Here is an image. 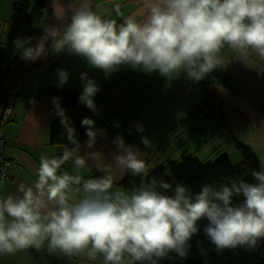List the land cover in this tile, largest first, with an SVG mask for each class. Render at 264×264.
<instances>
[{
    "label": "clouds",
    "instance_id": "clouds-1",
    "mask_svg": "<svg viewBox=\"0 0 264 264\" xmlns=\"http://www.w3.org/2000/svg\"><path fill=\"white\" fill-rule=\"evenodd\" d=\"M143 4L142 21L129 17L117 27L114 20L93 11L90 0L69 3L70 16L61 5L58 12L54 0V15L63 27H46L35 46L32 37L16 38L13 44L26 61L46 56L50 47L53 54L67 50L78 55L106 75L124 65L158 71L167 78L183 72L198 83L221 67L225 46L241 56L251 51L264 59V0H143ZM57 75L63 86L67 71L59 69ZM81 80L79 102L95 111L94 97L100 89L86 72ZM52 103L74 147L66 146L60 156L42 155L34 185L21 183L20 195L0 199V256L28 248L40 251L47 244L49 253L58 250L69 257L86 253L90 260L102 257L103 264H157L169 253L186 258L189 241L204 219L208 221L204 232L218 252L252 248L264 238V168L251 171L254 182L233 179L230 186L206 184L195 194L184 185L172 188L154 177L130 194L112 192L110 166L102 168L105 175L87 180L60 171L69 160L80 169L87 165L85 156L98 160L102 154H80V142L68 125L60 97H53ZM82 126H87L86 147L92 149L98 134L95 122L85 118ZM137 131L144 129L137 125ZM141 141L146 148L152 147L148 137L142 136ZM113 143L119 149L113 158L118 168L134 177L148 175L136 146L126 145L119 136ZM74 185L85 193L76 202L68 194ZM158 188L171 190L172 195ZM234 197L243 199L237 203Z\"/></svg>",
    "mask_w": 264,
    "mask_h": 264
},
{
    "label": "crops",
    "instance_id": "crops-1",
    "mask_svg": "<svg viewBox=\"0 0 264 264\" xmlns=\"http://www.w3.org/2000/svg\"><path fill=\"white\" fill-rule=\"evenodd\" d=\"M46 1L47 6L40 11L42 14L33 17L35 39L32 46H35L37 40L44 34L46 27L52 25L63 27L55 18L54 0ZM55 2L58 12L62 11L61 5L70 16V11H67L68 4L82 3L84 0H55ZM90 5L92 10L103 18L114 20L117 27L129 17L139 22L146 15L143 0H90ZM17 35V30L13 31L14 38L5 40H9L6 50L1 48L4 45V33L0 37V71L2 72H5L8 61L19 51L13 44ZM25 37L27 33L23 32L22 38ZM50 44L51 39L48 41L49 46ZM220 55L223 64L220 68H216L221 74L215 87V94L220 100L217 113L213 112V105L207 100L209 92L202 90L200 83L188 79L183 72L178 76L167 78L161 76L158 71L148 73L143 69L137 70L122 65L106 75L103 70L91 67L86 59L67 50L53 54L50 47L46 56L36 61H27L26 73L14 87L16 95L11 119L4 127L7 152L12 165L11 178L0 184V199L8 195H20L17 188L21 183L26 186L34 185L37 179L36 169L42 155L51 158L62 155L65 150L60 145L49 144L48 123L54 113L49 106L40 101L48 85L60 84L57 75L59 69L68 73V80L63 86L69 87L72 77H75L74 85L78 84L81 88L84 84L81 73L86 72L91 79L95 76L101 77L96 83L100 93L107 91L105 80L119 77V84H123L126 93H130L129 102H124L125 107L133 106L134 110L149 109L160 114L168 110L169 113L165 114L160 124L162 127L156 134V139L164 137L161 143L167 145L165 144V148L158 151L157 159L164 156L166 157L164 159L170 158L171 153L166 152L170 147L178 150L177 156L172 157L173 160H177L182 154L196 157L193 154L195 151L202 152L201 160L208 159L218 152H226L230 155L228 147L231 145L233 150H237L235 143L240 142L251 148L259 158L261 169L264 168V59L251 51L246 57L241 56L227 46ZM77 91L79 92V89ZM114 91L115 89L112 90ZM3 97L4 92L0 91V101ZM33 100L34 103L31 102ZM97 101L94 100L95 103L101 102ZM103 118L100 125L95 127L98 133L95 146L92 149L86 147L88 137L80 142L81 155L89 151L102 154L98 160H91L85 156L95 175L92 176V170L87 166L76 169L72 160L66 162L61 169L69 175H79L83 180H87L105 175L101 172L102 168L110 166L113 177L110 191L115 192L118 191L115 188L121 189L116 183L125 170L118 168L113 160L119 153L113 141L119 136L126 145L134 144L126 135L115 133L113 128H107L111 120L109 116ZM135 146L140 150L141 158H147L145 150ZM122 190L127 189L122 188ZM68 194L72 202L78 201L85 195L82 187L76 185L72 186ZM0 264H103V258L90 260L86 253L69 257L58 250L49 253L45 244L40 251L28 248L14 255H2Z\"/></svg>",
    "mask_w": 264,
    "mask_h": 264
},
{
    "label": "trees",
    "instance_id": "trees-1",
    "mask_svg": "<svg viewBox=\"0 0 264 264\" xmlns=\"http://www.w3.org/2000/svg\"><path fill=\"white\" fill-rule=\"evenodd\" d=\"M47 6L46 0H36L31 5V0H14L12 2V10L18 21L24 22L28 26L27 37H32L31 45L35 39V27L33 25V17L40 13L42 8ZM19 50L14 57L8 61V67L5 72L0 71V81L8 80L7 87L3 91L4 97L0 102H4L6 94L16 95L14 87L17 82L25 75L27 70V61L21 58ZM80 92L73 90L68 86H60V84H50L46 88L44 96L40 101L49 106L53 110V115L49 123V144L61 145L64 148L74 147L68 140L67 129L61 123V117L56 115L55 106L52 103L53 97H60V104L66 110L65 114L68 118V125L75 130L76 139L81 142L87 135V126H82L85 118L92 120V115L99 110L103 112V116L107 118L110 114L108 107L104 102L95 103L96 110L93 111L87 106L79 102ZM211 102V99H208ZM207 102V101H206ZM214 111V113H217ZM5 127V126H4ZM239 153L240 160L233 163L226 152H218L212 156V160L202 162L196 157L189 154H182L180 160L164 159L157 165L149 167V159L143 158L146 162L148 175L133 176L130 171H124L121 179L116 183L121 188L131 191L139 186L141 182L156 178L158 181L172 185L175 188L177 184L186 186L190 193H198L204 185H214L221 182L229 184L235 179L237 181L243 179L248 182H254L251 176L253 169L260 170V161L258 156L251 148L243 143H235ZM11 159V158H10ZM92 170V176L95 175L94 169L87 162L86 165ZM167 195H172L171 190L157 189ZM242 197H234V202H241ZM206 219L198 222L199 232L193 235L189 241V254L186 258H181L175 253H169V256L160 259L157 264H264V238L258 240L255 247L238 246L235 249H224L218 252L213 244L207 238L204 227L207 225ZM140 264V262H138ZM147 264V262H143Z\"/></svg>",
    "mask_w": 264,
    "mask_h": 264
},
{
    "label": "rangeland",
    "instance_id": "rangeland-1",
    "mask_svg": "<svg viewBox=\"0 0 264 264\" xmlns=\"http://www.w3.org/2000/svg\"><path fill=\"white\" fill-rule=\"evenodd\" d=\"M13 1L14 0H0V37L4 33V36H3V39H4L3 44L4 45L1 48L5 49V50L7 49V45L9 44V40L8 41H5V40L14 38L13 37V31L17 30V34H18L17 38H22L23 32L28 34V29H29L28 26L24 24V22L20 23V21H18V19L14 15L13 10H12V2ZM35 2H36V0H31V5L35 4ZM40 14H42V13H40ZM100 78L101 77H99V76H95L93 78V80L95 81V83H97V81ZM75 79H76L75 77H72V79L69 83V88H71L73 90L79 89V92H82L83 86L80 88V86H78V84L74 85ZM118 79H119V77H117L116 79L113 78L112 80H109V79L105 80V82L107 84V91L100 92V93L97 92V94L94 97V100H98L97 102H100V101L105 102V105L108 107V111L110 114L109 117L111 120L108 122L110 125L107 126V128L108 129H109V127L111 129L113 128V129H115V131H114L115 133L119 132L120 134L126 135L127 137H129L131 139L134 146L137 145L141 149L145 150V152L147 154L146 157L149 159V167L157 165L160 162H162V159L166 158L164 156V157H160L157 159L158 151L163 150L165 148L166 143H161V140L164 137H160V138L156 139V134H157L158 130L162 127V126H160V124H161L162 120L165 118L164 117L165 114H168L169 111L168 110L162 111V113L160 114L158 111H154V110L153 111H151L149 109H136V110H134L133 106L125 107L124 102H126V103L129 102L128 96L130 93H126V91L122 87L123 84H119L120 80H118ZM7 83H8L7 79L0 81V91L6 93L3 90H5L4 89L5 87H7V85H6ZM113 89H115L114 92H112ZM10 96H12V98H13V107H12V113H13L15 94H13L11 92V94L9 93V94L5 95L4 102L1 103L2 105L0 106V121H1L2 116H3V109H4V107L6 108V105H5L6 100ZM41 96H44V94L42 93ZM121 106H123V107H121ZM12 113H11V115H12ZM102 114H103V112L101 110H99L98 112H96L92 115V120L95 122V127L100 125V122H102V120L104 119L103 118L104 116ZM10 119H11V116H10L9 120L5 123V125H7L9 123ZM143 119L145 120V122ZM117 125H119V127H117ZM137 125H141L143 127L144 131L142 133L137 131ZM48 127H49V123H48ZM3 130H4V128H3ZM142 136H146L150 139V141L152 142L151 148L145 147V145L141 141ZM220 144H222V143L220 142ZM60 147L64 148L61 145H60ZM237 150H233L231 145H230V147H228V151L230 154L229 157L233 163H236L237 161L240 160V153ZM6 151H7V146H6ZM177 151L178 150H174L173 147L166 149V152L171 153V155H170L171 157L169 159L173 160V158H175V156H177V153H176ZM7 154H8V152H7ZM193 154L196 155V157L200 158V160L202 159V152L195 151ZM180 158L181 157H178L177 160H180ZM209 160H212V157H210L208 159L201 160V161L207 162ZM61 172H64L63 169H61ZM101 172L104 173L103 171H101ZM104 174H106V173H104ZM143 181H144V178H143ZM115 189L118 191H125L126 193H129V194L131 192L129 190H122V188L121 189L115 188Z\"/></svg>",
    "mask_w": 264,
    "mask_h": 264
},
{
    "label": "built area",
    "instance_id": "built-area-1",
    "mask_svg": "<svg viewBox=\"0 0 264 264\" xmlns=\"http://www.w3.org/2000/svg\"><path fill=\"white\" fill-rule=\"evenodd\" d=\"M220 72L217 69H214L209 73L204 79L200 80L201 89H207L209 91V97L211 99L214 111H217L220 108V100L215 94V87L220 79ZM6 108L3 109V116L0 121V184L2 182L8 181L11 178V165L12 160L7 154L6 151V141L4 134V125L9 120L12 107H13V98L10 96L6 100Z\"/></svg>",
    "mask_w": 264,
    "mask_h": 264
}]
</instances>
